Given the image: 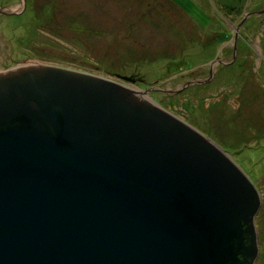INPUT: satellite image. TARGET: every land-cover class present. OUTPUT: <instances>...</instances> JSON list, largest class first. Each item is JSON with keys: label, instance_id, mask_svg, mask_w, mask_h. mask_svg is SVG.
Returning <instances> with one entry per match:
<instances>
[{"label": "water", "instance_id": "95a60500", "mask_svg": "<svg viewBox=\"0 0 264 264\" xmlns=\"http://www.w3.org/2000/svg\"><path fill=\"white\" fill-rule=\"evenodd\" d=\"M119 78L0 71V264L255 263L256 185Z\"/></svg>", "mask_w": 264, "mask_h": 264}, {"label": "rangeland", "instance_id": "374dc122", "mask_svg": "<svg viewBox=\"0 0 264 264\" xmlns=\"http://www.w3.org/2000/svg\"><path fill=\"white\" fill-rule=\"evenodd\" d=\"M263 20L264 0H0V71L34 61L154 88L256 185L264 264Z\"/></svg>", "mask_w": 264, "mask_h": 264}, {"label": "flooded vegetation", "instance_id": "af4514ba", "mask_svg": "<svg viewBox=\"0 0 264 264\" xmlns=\"http://www.w3.org/2000/svg\"><path fill=\"white\" fill-rule=\"evenodd\" d=\"M4 8H6V7H2V9L4 10ZM226 47H229V49L230 50H232V56L231 57H233V54H234V51H235V53H239V51H238V49H237V46H236V43L234 44H232V46L230 47L229 45L228 46H226ZM235 56V55H234ZM217 63H221L222 61L221 60H219V59H217V61H216ZM232 62H234V60H231V62L230 63H232ZM225 64H228V62H224ZM216 74L217 73H215V72H213V75L211 76V79H213V78H215L216 79ZM211 79L209 80V82L211 81ZM203 83H205V82H203ZM202 83V84H203ZM199 84V83H198ZM201 85V84H200ZM205 85H208L209 86V84H205ZM189 85H186L185 87H188ZM151 89V92L153 91V90H155L154 88H150Z\"/></svg>", "mask_w": 264, "mask_h": 264}, {"label": "trees", "instance_id": "16d2710c", "mask_svg": "<svg viewBox=\"0 0 264 264\" xmlns=\"http://www.w3.org/2000/svg\"><path fill=\"white\" fill-rule=\"evenodd\" d=\"M236 1V0H235ZM246 2V0H244V3ZM232 10L234 11V6L232 7ZM240 11V10H239ZM264 22V20H263ZM264 27V26H263ZM262 46H263V53H264V36L262 38Z\"/></svg>", "mask_w": 264, "mask_h": 264}]
</instances>
